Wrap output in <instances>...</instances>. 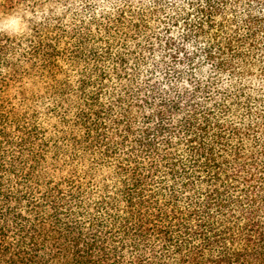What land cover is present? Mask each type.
<instances>
[{
    "label": "trees",
    "instance_id": "obj_1",
    "mask_svg": "<svg viewBox=\"0 0 264 264\" xmlns=\"http://www.w3.org/2000/svg\"><path fill=\"white\" fill-rule=\"evenodd\" d=\"M0 264H264V0H0Z\"/></svg>",
    "mask_w": 264,
    "mask_h": 264
},
{
    "label": "clouds",
    "instance_id": "obj_2",
    "mask_svg": "<svg viewBox=\"0 0 264 264\" xmlns=\"http://www.w3.org/2000/svg\"><path fill=\"white\" fill-rule=\"evenodd\" d=\"M11 21L14 23L12 26H5L4 24L0 23V31H6L9 33L21 34L24 29L23 20L19 16H13L10 18Z\"/></svg>",
    "mask_w": 264,
    "mask_h": 264
}]
</instances>
